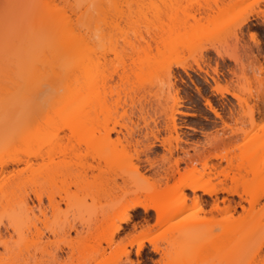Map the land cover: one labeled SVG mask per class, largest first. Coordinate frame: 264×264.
Listing matches in <instances>:
<instances>
[{"label":"rangeland","instance_id":"rangeland-1","mask_svg":"<svg viewBox=\"0 0 264 264\" xmlns=\"http://www.w3.org/2000/svg\"><path fill=\"white\" fill-rule=\"evenodd\" d=\"M22 1L34 5L33 11L42 7L40 2L32 3L34 0H0V30L6 32L0 37V46L8 51L25 46L24 51L34 60L25 67L0 68V84L9 85L7 91H0V163L7 171L25 166V161L34 163L33 167L42 165L43 172L55 169L40 192L45 206L43 217L34 207L32 169L19 176L8 172L0 175V264H33L35 226L43 235L45 255L42 253V258L41 251L35 252L40 264H95L102 259L121 264L125 261L124 249L130 250V258L135 259L137 243L143 244L142 263L158 264L157 255L149 253V240L161 243L162 234L183 231L191 225L201 245L207 246L217 239L227 220L240 219L239 208L233 217L191 208L158 222L152 209L131 208L136 201L151 204L178 194L180 189L191 197L193 191L188 186L193 180L204 187L220 181L223 187L236 190L233 194L219 192L220 198H258L256 207L264 208L263 123L251 125L248 114L238 106L245 101L249 106L246 111L251 110L256 122L261 109L264 112V0H99V5L98 0H67L75 2L76 9L89 8L90 15L83 18L91 28L88 45L107 53L103 71L110 75L113 87L108 103L115 104L111 120L117 122L116 129L121 131L117 135L122 140L116 147L112 142L101 146L87 134L89 121L77 124L71 114L78 105L72 99L84 95L68 92V86L72 88V83L76 85L99 72L93 64L94 69L86 70L82 59V65L75 68L77 57L73 61L69 57V62L64 54L61 57V42H48L41 35L18 36L21 23L33 15L31 11L20 20L13 17V9ZM102 12L107 16L122 14L123 18H116L117 25L111 29L102 24L97 28ZM245 16L248 19L239 24ZM71 18L76 19L72 14ZM174 100L179 112L173 130L166 112ZM206 101L221 118L214 116ZM223 127L228 135L236 132L239 138L229 144L219 142L216 134ZM242 129L245 132L240 135ZM149 130H158L150 149L152 138L145 137ZM114 148L116 153L107 161L113 167L108 184L99 187L92 169L95 159L103 152L112 153ZM180 148L187 150L194 161L188 165L180 162L178 172L165 180L162 175L168 167L167 150L173 151L174 159L182 155ZM38 150H50L51 154L34 158ZM221 156L228 159L220 160ZM17 160L20 163L13 165ZM134 165L139 166L141 175L133 172ZM214 165L217 167L213 169ZM48 198L53 202L51 208ZM33 207L40 221L33 219ZM123 211L131 219L109 239L111 227L123 219ZM263 237L256 235L230 249L237 252L250 247L254 251ZM193 241L190 238L178 244L177 250L189 249ZM257 264H264V248Z\"/></svg>","mask_w":264,"mask_h":264},{"label":"bare ground","instance_id":"bare-ground-1","mask_svg":"<svg viewBox=\"0 0 264 264\" xmlns=\"http://www.w3.org/2000/svg\"><path fill=\"white\" fill-rule=\"evenodd\" d=\"M38 2L42 4V7L37 9L36 11H33L34 5H32L29 2L25 3L24 1L19 2L17 4V7L13 9V17H15L17 20L22 19L24 15L29 14L31 11H33L32 18L28 22L21 23V28L17 31V35L18 36L32 35L34 37L35 35L36 36L41 35L48 42H52V43L61 42V45L63 46L62 48L63 51L62 50L60 51L61 57H62V54H64L65 56H67V58L65 59L68 60L69 57L70 58L72 57V61H73V58L74 59L75 57L78 58V59L76 58L77 63L73 64V65L76 64L74 66L75 68L80 66L81 59H82L83 67L86 70H90V67L93 65L95 66V68L97 69L96 71L99 72L98 74L95 73L97 74L96 76L92 77L88 75L86 76L85 79L83 78L84 80H79L80 82L77 81L78 82L77 84L79 86L77 84L76 86L75 84L72 83V88H71V85L68 86L70 90L67 88L68 92L71 90L72 91L75 90L78 92L79 96L80 94L84 95L80 98H78V95H76L72 99L78 103V105L74 107L73 113H71L72 115H74L72 116V118L74 119L73 121L81 125L82 124L86 125V123L89 121L88 124H91V126L89 125L91 129L89 128L90 130H89V133L87 134H89L94 140L99 142L101 146L103 145V147H105V144L108 143V145H110L113 143L115 144V147H116V145L117 144L119 145L122 140L119 137V135H117L119 132H121L120 130L116 129L117 122L111 120V113H112L111 111L113 109V108L111 109V107L113 105L111 106L108 103V97L112 94L113 87L111 85L112 83H110L112 82L110 75L107 72L106 74L104 73L106 69L104 66L107 64L106 63L107 53L103 50H100V47L98 50L97 47L96 49H92L88 45L89 41L87 37L89 36L91 32L90 31L91 28L87 20H85L86 22H83V18L90 15L89 8L87 7V8H84L83 10L76 9L75 2L70 3L67 0H59L60 4H58L59 2L54 3L53 0H34L32 3L36 4ZM99 4H101V2H99L98 0V5ZM71 14L74 15V17H76L75 20H72ZM100 16L101 17L98 18L100 19V22H97L95 24L97 28L99 27V25L101 26L102 24L106 28L109 27L108 29H111L113 26L117 25L116 22L118 21L115 22L116 18H120V19L123 18L122 14H118V15L111 14L107 16L103 12L100 14ZM111 17L114 20H112ZM108 19H110V21ZM247 19H248V16L243 17L240 20L239 24L244 23ZM57 20L58 21L61 20V21L58 22ZM109 22L111 23L113 22L114 24L113 23L110 24ZM53 23H56L57 25L52 27ZM106 23H108L109 25L108 24L106 25ZM82 27H84V30H82L83 29ZM80 30L83 31V33L80 32ZM3 34H6V32L5 31L3 32L2 30H0V37H2ZM55 44L60 45V43H55ZM23 48L24 49H20V50L15 49V51H8L5 47L0 46V68L6 65L7 66L20 65V66L25 67V66H28L30 63H32L34 61L33 57H31L32 55L29 56V54L25 52L26 51L25 46ZM60 54H58L57 56L59 57ZM69 61L70 59L68 60V62ZM72 61L71 63H73ZM99 67L102 70L98 71ZM91 68L94 69V67H91ZM25 77L27 79V76ZM2 85L3 84H0V89L3 88L2 90H0L1 93L5 89H6L5 91H7V86H9V85L7 86L4 85V87H6L4 88ZM75 86L78 88L76 89ZM79 87H81L82 89L80 88L79 90ZM83 88H85L84 91H83ZM86 88L90 90L87 92L88 89L86 90ZM81 91H83V93ZM85 91H86V94H84ZM90 91H91V95H89ZM87 96H90V97L88 98ZM83 97H86L84 98L85 100L84 102H82ZM263 102L261 103L264 105ZM205 104L208 107V109L214 114V116L221 118L219 115L220 112H217V110L210 104L209 101H206ZM177 106H178V103L174 100L172 106L166 112L167 120L168 122H170V129H173V130L175 129V123H174L175 116L179 112ZM238 106L240 107V109L242 108L241 112L244 115L248 114L251 125L257 126L258 124L263 123L262 127L264 128V112L261 109L264 106L263 107L260 106L261 111L259 110L260 113L258 112L259 117H258L257 122L253 118L251 110L249 112L246 111L248 110L249 106L245 101L239 102ZM232 113L231 115L233 116ZM237 114L238 116L241 115L238 112ZM77 124L76 126H78ZM224 127L222 128L223 130L220 133L216 134L219 142L229 144L233 141H236L239 138V135L236 134V132L228 135L227 131L225 130L228 126L226 125L225 129ZM244 132L245 130L242 129L240 132V135H243ZM113 134L116 136L112 137ZM157 134H158V130H154V131L149 130L145 132L146 138L148 136L152 138L150 142L148 143V149H150L154 145L155 140H157L158 138ZM123 136L124 135H122V137ZM129 136L131 137V134H129ZM126 138L124 140H127ZM148 139L150 138L148 137ZM111 146L112 148L114 147L113 145ZM112 150H113L112 153H109L110 151L105 152V153L103 152L99 154L95 159L96 163L92 169H94L96 172L94 176H95V179L97 180V184H99V187H102L103 185L105 187V185L108 184L107 182L109 179L108 176L110 175V172L113 169V167L111 169L112 165L110 164L111 165L110 166L108 162L110 160V156L116 153L115 151L116 148ZM167 151L169 155L167 157L165 156L164 157L168 163V167L165 168L164 176L162 175V178H164L165 180L168 179L169 175L171 176L174 174V172L176 173L178 172V169H179L178 167H179L180 162H184L188 165L194 161V158L190 156L188 151L184 150L183 148H180V152L182 153V155L174 159H171L173 155V151L170 149H168ZM175 151H177V149ZM50 152H51L50 150L45 151V152L38 150L33 153V157L42 158L45 154H51ZM137 153L139 154V152ZM135 156H136L135 159H138L136 154ZM219 159L227 160L228 158H226L225 156L223 157L221 156L219 157ZM12 163L13 165L16 166L20 162L19 160H17V161H13ZM23 163H25V166L21 168L13 167L9 171L6 170L5 164L0 163V175H3L4 172L6 173L8 172V173H12L13 176H17V175L19 176L23 171L27 170L28 168L29 170L32 169L31 170L32 176L34 178L31 177V180L33 181L32 183L35 188V190L33 189V193H34L35 200H36L35 201L36 204L34 205V207H36V209L38 210L36 212L37 213L40 212L39 214H41L43 217V214L45 212V206L42 205L43 200H42L41 191H43L42 189H44V185L46 184V182L52 179V176H53L52 173L54 172L52 170H54L55 168L51 167L52 165H50L51 167L49 168L50 170L48 169L49 171L43 172L45 170H42L41 168L42 165H38V167H33L34 163H30L29 161H25ZM217 163L219 164L220 162H217ZM138 167L136 165H134V167L132 166V169L134 170L133 172H136L137 175H141V173L138 171L139 170ZM216 167L217 165L212 166L213 169ZM168 170H170V172H168ZM222 185L223 184L220 181H218L216 185L204 187V186L197 185L196 181L193 180L191 181V184L188 186V188L193 191V195L191 197L188 196L186 193H184L182 189H180V192L178 194L173 195V196H166L163 198L161 197L151 204H141L140 201H136L135 203H133L131 208L139 206L141 207V209H143V211L152 209L156 215V222L161 221V220L164 221V220L172 219L178 215L184 214L191 208H197L199 211H206L209 214H214V213L220 214V215L229 214L228 215L229 217H233L234 213H239L238 208L240 209V213H239L240 219H237L234 221L231 219L227 220V223L220 227V233L219 235H217L216 237L217 239L213 243L207 246L201 245L202 241L200 237L196 236L197 235L196 228L193 227L192 225L187 226L185 229H183V231H177L176 233H174L173 231H169L167 233L162 234L161 243L157 242L156 240H149V243L151 245V248L149 249V253L157 255L156 261L158 264H200V263L257 264V260H258L259 254L261 253V249L264 248V237H263V242L260 245H258L254 249V251H252V248L250 247H244L243 250L237 251V252L233 251L230 248L239 247L240 245H242L241 243L243 241L249 240L256 235H259V234L264 235V208L256 207V205L258 204V198L240 197L239 201H235L227 197L220 198L217 195L219 192L225 191L228 194H233L236 192L235 189H228V188L223 187ZM196 189L200 191V194L194 193ZM205 197H208L209 200L205 199ZM47 200H48V203L50 204V205L48 204V206H50V208L53 207L51 206L53 205L52 204L53 202L51 203V199L49 200L48 198ZM241 201L245 202L247 205L246 206L243 205ZM34 207L33 209H31V214H33V217H34L33 219L35 220L37 219L38 221H40V219H38L39 216H35V212H33L35 209ZM205 207H207L206 210H205ZM122 214L124 215L123 219L119 220L117 224H114L111 227L109 239L110 238L112 239V236L118 233L122 229V225H121L122 223H127L131 219V215L127 211H123ZM34 229L35 231L32 237V241H31L35 249L33 253V259H34L33 264H38V263L40 264L41 261L38 258L39 255L37 256V253L41 251V253H39L41 255L44 251L43 246H42V241H41L42 232H40L37 226H35ZM70 229L75 230L73 225H70ZM150 229H151L150 226L146 225L145 230L149 231ZM190 238H194L193 244L190 246V248L185 251H178L177 250L178 244H181ZM109 239L106 241V243L107 242L111 243ZM107 244L109 245V243ZM220 248H223L225 251L219 252L220 250L218 249ZM142 251H143V244L137 243L136 248H135V259L133 260L130 258L131 251L124 249L125 261L121 264H143L142 257H141ZM43 254L45 255V252ZM81 264H85V263H81ZM95 264H119V263L115 261L108 262L107 259H102L100 262H97Z\"/></svg>","mask_w":264,"mask_h":264}]
</instances>
